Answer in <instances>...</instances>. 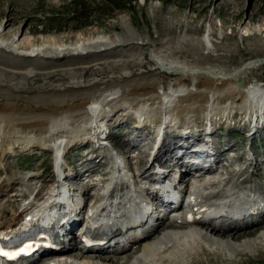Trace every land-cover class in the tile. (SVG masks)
Returning a JSON list of instances; mask_svg holds the SVG:
<instances>
[{"label": "bare ground", "instance_id": "obj_1", "mask_svg": "<svg viewBox=\"0 0 264 264\" xmlns=\"http://www.w3.org/2000/svg\"><path fill=\"white\" fill-rule=\"evenodd\" d=\"M202 1L208 7L219 3ZM246 1H238L234 17L239 19L243 10L240 6ZM224 5L232 13L231 5ZM252 14L250 22L255 21ZM22 18V13H14L12 19L0 22V165L19 146H39L52 153L54 148L63 149V162L68 164L70 151L89 149L94 144L91 141H98L105 132L123 146L122 157L110 161L99 147L73 159L75 171L66 170L62 163L65 179L60 186L64 192L71 191L65 184L68 180L75 185L85 175L92 178L99 173L104 185L111 180L108 193L120 195L123 189L117 191L113 185L120 183L122 187L118 188H124V175L119 172L124 170L122 167L129 165L135 182L141 183L150 180L156 165H166L171 175L184 159L202 153L201 147H208L223 149L206 164L195 167L200 171L195 177L197 182L203 181L200 177L204 174H217L209 184L210 193L205 197L198 195V199L209 205L214 200L236 198L243 190L259 191L264 196L261 154L253 152L246 168L237 173L227 160L233 152L241 162H246L249 155L247 147L241 152L238 144L233 148L230 141L250 131L254 140L259 139L264 132V89L245 79L260 63L232 71L218 66L224 65L226 54L234 51L233 46L223 44L233 40L224 33L227 24L221 28L212 24L201 35L191 21L170 17L156 27V38L132 27L114 34L80 35L76 42L68 43L50 37L38 40L31 33L25 34L18 25ZM263 27L251 31L246 27L244 31L252 32L248 36L262 35ZM259 48L253 51L261 52ZM240 81H244L242 88L238 87ZM234 109L244 113H233ZM138 116L141 121H136ZM119 117L123 118L120 122ZM113 122L121 127L112 128ZM223 129L228 131L221 136ZM144 143L148 147L140 151ZM135 151L138 154L132 157ZM111 163L121 166L115 172L120 173L116 181L115 175L109 177ZM50 170L49 180L46 173ZM42 173L46 176L30 174L29 184L10 176L0 183V227L18 226L22 203L30 200L39 183L49 182L47 186L42 184L47 194L54 186V192L60 190L52 167ZM96 185L90 181L81 184L85 193ZM193 190L197 192L198 186ZM1 192L7 193L6 200V194ZM93 197L100 199L98 193ZM221 212L225 214L227 209ZM200 213L201 210H192L181 220L160 222L150 235L127 250L119 251L112 243L85 248L74 239L70 247L29 264H47L54 254L77 259L74 263L66 259L60 264H242V260H262L264 232L259 231L264 229V220L230 227L223 223V215L195 221ZM168 229L177 230L176 234L171 235ZM116 230L104 228L99 232L106 237ZM138 252L145 256L135 257Z\"/></svg>", "mask_w": 264, "mask_h": 264}, {"label": "rangeland", "instance_id": "obj_2", "mask_svg": "<svg viewBox=\"0 0 264 264\" xmlns=\"http://www.w3.org/2000/svg\"><path fill=\"white\" fill-rule=\"evenodd\" d=\"M238 1L219 0L218 5L208 7L202 0H0V12L2 13L0 22L5 23L7 19H12L14 13H22L23 18L18 25L22 27L25 34L31 33L32 37L38 40L50 37L63 39L68 43L76 42L80 35H91L92 33L103 35L104 32L114 34L116 31L121 32L125 28L132 27L142 34L149 32L152 38H156V27L162 25L170 17H176L186 22L191 21L195 27H198L201 35L207 32L212 24L218 28L227 24L224 33L233 40L223 44L226 47L233 46L234 51L226 54V58L223 59L224 65L218 66H224L227 71H232L258 61L260 66L251 71V74L248 73L249 75L247 74L245 79L252 81L254 86L260 85L264 89V52H262L264 51V34L248 36L252 32L244 31L246 27L251 31L264 26V0H248L246 4L242 2L241 6L239 5L241 8L243 7L239 19L234 17V12L239 9ZM226 2L233 8L232 13L227 11V7L224 5ZM252 13L256 17L255 21L250 22L249 16ZM255 44L256 47H260L261 52L253 51L254 48L256 49ZM234 111H237L238 114L244 113L242 110L234 109L233 113ZM121 120H123L121 117L117 119L119 122ZM117 125L116 122H113L110 126L113 128ZM149 129L151 130V127ZM117 132L122 133V130H117ZM235 133L238 134L237 131ZM262 134L260 142L256 141L257 143H255L258 147V154L264 153V147H260L264 145V132ZM243 138L230 141L231 146L235 148V145L238 144L239 149H244L248 146L249 141L247 140L245 144L241 145L239 140H243ZM224 139L226 137L221 138L220 141H224ZM119 140L122 143V140ZM143 147L147 148L148 144L144 143ZM23 148L25 149L23 150ZM84 151L86 150L82 149L78 152L72 150L70 158L76 160L77 156ZM40 167L43 169L41 170ZM51 167V151L39 148V146L34 148L19 146L11 151L3 164L0 165V183L6 180V176H10L12 179L21 178L25 184H29L24 179L28 173L36 174L39 177L49 176L51 170L47 171L46 175L42 171ZM51 178L49 176V180ZM46 184L50 185L49 182ZM1 193L6 194V200L7 193ZM240 262L242 264H264V256L260 262L255 259Z\"/></svg>", "mask_w": 264, "mask_h": 264}, {"label": "water", "instance_id": "obj_3", "mask_svg": "<svg viewBox=\"0 0 264 264\" xmlns=\"http://www.w3.org/2000/svg\"><path fill=\"white\" fill-rule=\"evenodd\" d=\"M243 84H244V81L239 82L238 87L242 88Z\"/></svg>", "mask_w": 264, "mask_h": 264}, {"label": "snow or ice", "instance_id": "obj_4", "mask_svg": "<svg viewBox=\"0 0 264 264\" xmlns=\"http://www.w3.org/2000/svg\"><path fill=\"white\" fill-rule=\"evenodd\" d=\"M0 254H4V255H7L6 253H0Z\"/></svg>", "mask_w": 264, "mask_h": 264}]
</instances>
